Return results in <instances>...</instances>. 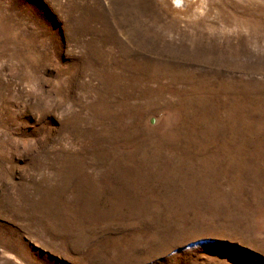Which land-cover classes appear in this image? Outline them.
<instances>
[{"label":"rangeland","instance_id":"374dc122","mask_svg":"<svg viewBox=\"0 0 264 264\" xmlns=\"http://www.w3.org/2000/svg\"><path fill=\"white\" fill-rule=\"evenodd\" d=\"M0 264H264V0H0Z\"/></svg>","mask_w":264,"mask_h":264},{"label":"bare ground","instance_id":"6f19581e","mask_svg":"<svg viewBox=\"0 0 264 264\" xmlns=\"http://www.w3.org/2000/svg\"><path fill=\"white\" fill-rule=\"evenodd\" d=\"M195 0H175V3L178 7H181V8H186L190 5H192V3L194 2Z\"/></svg>","mask_w":264,"mask_h":264}]
</instances>
